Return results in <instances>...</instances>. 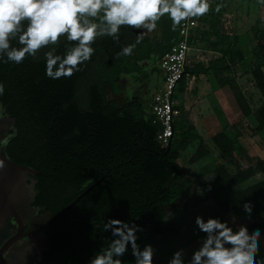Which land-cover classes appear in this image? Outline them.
<instances>
[{
	"label": "trees",
	"instance_id": "1",
	"mask_svg": "<svg viewBox=\"0 0 264 264\" xmlns=\"http://www.w3.org/2000/svg\"><path fill=\"white\" fill-rule=\"evenodd\" d=\"M215 2L222 5L225 0ZM160 26L156 42L163 40L164 44L159 45L157 60L175 42L177 30L172 29L170 17L162 19ZM132 31L129 26H121L118 41L106 35L97 37L91 45L93 56L79 65L80 70L71 77L52 79L46 75L48 51L55 49L54 54L63 57L77 46L66 36H61L58 44L40 49L35 58L26 55L19 64L7 61L6 54L0 53V84L4 85L0 107L14 120V135L5 152L13 162L37 172L32 176V205L45 214H54L97 181L45 228L49 239L36 264H89L114 238L111 230L103 231L109 219L142 229L137 232V244L146 238L180 231L181 222L165 218L164 212L166 208L176 209L177 199L188 190L176 159L186 141L197 135L177 105L172 137L168 145L160 147L155 141L158 124L140 105L131 101L117 107L105 99V87L115 93V77L136 70V62L152 52L154 44L143 38L131 55H118L123 47L136 43ZM251 35L253 62L248 73L261 102L251 108L234 78L219 76V86L228 87L241 117L235 133L219 130L211 136V149L225 159L226 165L208 167L202 182L203 199L214 204V209L202 218L219 219L237 231L239 227L228 215L249 203L251 216L244 226L250 235L257 229L264 233V158L252 160L237 141L247 131L264 133V35L255 30ZM10 46L22 47L18 39H12ZM221 57H227V62L215 68L220 72L241 61L243 54L239 47L230 45ZM90 71L103 73V78L86 82ZM206 71L200 64L185 68L191 75ZM85 83L86 94L81 101L78 94ZM183 89L182 77L174 90L176 100ZM211 154L209 146L200 140L187 163ZM257 174L263 179L246 184ZM194 228L203 242L206 233L196 223ZM119 258L122 264H135L130 244Z\"/></svg>",
	"mask_w": 264,
	"mask_h": 264
},
{
	"label": "clouds",
	"instance_id": "2",
	"mask_svg": "<svg viewBox=\"0 0 264 264\" xmlns=\"http://www.w3.org/2000/svg\"><path fill=\"white\" fill-rule=\"evenodd\" d=\"M221 7L217 5L215 11ZM209 10L208 0H0V53L6 54L7 61L19 64L26 55L35 58L40 49L56 45L61 36H66L77 46L63 57L54 54L55 49L48 51L46 75L52 79L71 77L93 56L91 45L97 37L106 35L118 41L121 26L152 32L165 15L171 18L175 30L182 21L204 16ZM12 39H18L22 47H11ZM142 39L141 34L136 43L123 47L118 55H131ZM3 93L4 85L0 84V95ZM244 210L250 218L249 203L244 204ZM195 223L206 238L188 264H264L256 258L259 229L250 235L245 226L233 231L219 219L205 221L200 216ZM109 230L114 238L89 264H122L119 257L128 251L129 244L135 264H153V247L146 244L141 249L137 244V232L142 229L136 224L109 219L103 231ZM184 254L183 249L176 251L168 264H184Z\"/></svg>",
	"mask_w": 264,
	"mask_h": 264
},
{
	"label": "rangeland",
	"instance_id": "3",
	"mask_svg": "<svg viewBox=\"0 0 264 264\" xmlns=\"http://www.w3.org/2000/svg\"><path fill=\"white\" fill-rule=\"evenodd\" d=\"M208 3L210 5L209 12L206 15L199 17L196 21V35L194 41L187 50L186 61H188L187 63L190 64V66L200 64L202 67H205L207 71L212 70V72L210 73L211 76L206 77L208 80H205L204 76H200L199 79L194 78L190 89L187 91L184 101L191 113V117L195 121L200 122L201 116L204 114H210L212 123L216 122L215 118L218 116L217 114L219 112L215 109L216 107L211 108L208 103L209 100L204 98V95L206 91L209 90L210 85H213L210 80H218L220 75L228 78H234L235 83L239 86L242 94L248 100L251 108H255L261 102L258 93L252 86L248 70L253 62L251 48L254 42L251 31H260L264 35V0H240L238 2V11L236 12L232 11V5L227 4L226 0L224 4H222L219 12H216L215 8L217 5L221 4H217L215 0H208ZM167 17L169 16L165 15L157 21V26L154 31L148 32L147 30L139 29V31L135 33L136 38L141 34L143 36H150V43L152 45L154 44L152 49L153 52L149 58V63L147 64L148 66L141 63L143 72L145 71L144 73H147L146 75H143L145 78L150 77L152 72L151 68L153 65H156L157 62L159 45L164 44L163 40H160L157 43L156 39L159 36L161 27L160 22L162 19ZM154 38L155 40L153 43L152 39ZM156 43L158 45H156ZM230 45L239 47L243 54V59L238 61L228 71L223 70L220 72L215 68L227 62V57L222 58L221 55ZM101 75L103 76V73L97 74L90 71L89 75L85 77V81L88 82L89 80H98L103 78ZM196 80L207 82V84H204L199 88L200 91L198 93L195 92L197 88L194 85ZM134 81V74L129 75L126 79L124 76L119 75L116 78V82L118 83H116V91L118 94L113 95L110 93L109 88H105V99L112 100L117 107H120L128 96V87L131 86L130 83ZM86 84L87 83L81 86L78 94L81 101L83 100L82 97L86 94ZM152 92L153 91H150L147 95L146 102L149 100ZM197 95L199 98L196 97ZM199 99L201 102L198 101ZM198 105L199 108L197 109L196 107ZM232 117L234 119H239L241 117L235 104L232 109ZM248 120L250 121V124H254L252 119ZM213 131L214 129H212L211 132L206 131L207 133L200 131L206 140L205 144L209 146L210 151L212 152V154L208 155L207 158L192 164L187 163V158L198 144V140H187L185 147L179 151V157L176 159V162L179 164L181 172L186 178L188 190L177 199V208H166L164 215L165 218L174 222H181L180 231L173 235L146 238L141 240L138 244L141 249H143L146 244L153 247V264H168L173 254L180 249H183L185 253L183 257L184 264H188V261L191 260L192 253L202 244V241L194 228L195 219L197 216H200L201 218L206 216L214 209V204L202 197L204 171L208 167L218 163L226 165L225 159H221L218 155H216L215 151L211 149L212 147L209 135ZM250 133L251 131L245 132L244 135L241 136L242 138L239 139L240 142L244 143V146L248 149V151L253 154L252 157L254 160L264 158V133L259 131L249 135ZM175 138L177 139V136ZM242 164L245 165V163ZM228 168L231 169L230 166H228ZM257 178L258 177H253L250 180H247L246 184L257 181ZM46 217L47 214L37 216L32 220L33 225L41 222ZM228 217L235 227L244 226L249 221L248 214L245 212L244 208L230 213ZM260 234V250L257 254L259 261L264 260V233Z\"/></svg>",
	"mask_w": 264,
	"mask_h": 264
},
{
	"label": "water",
	"instance_id": "4",
	"mask_svg": "<svg viewBox=\"0 0 264 264\" xmlns=\"http://www.w3.org/2000/svg\"><path fill=\"white\" fill-rule=\"evenodd\" d=\"M13 123V118L0 107V264H36L46 251L49 235L45 234V228L97 181L90 183L59 211L47 214L44 220L24 230L41 209L32 205L35 182L32 176L37 172L13 162L5 152L6 143L13 136L8 134Z\"/></svg>",
	"mask_w": 264,
	"mask_h": 264
},
{
	"label": "built area",
	"instance_id": "5",
	"mask_svg": "<svg viewBox=\"0 0 264 264\" xmlns=\"http://www.w3.org/2000/svg\"><path fill=\"white\" fill-rule=\"evenodd\" d=\"M195 27V18L182 21L177 26L175 42L157 60V66L162 72V81L150 96L148 111L153 122L158 124L155 141L160 147L168 145L173 134L172 124L178 116L177 100L173 94L177 83L185 75L186 54Z\"/></svg>",
	"mask_w": 264,
	"mask_h": 264
},
{
	"label": "crops",
	"instance_id": "6",
	"mask_svg": "<svg viewBox=\"0 0 264 264\" xmlns=\"http://www.w3.org/2000/svg\"><path fill=\"white\" fill-rule=\"evenodd\" d=\"M239 1L240 0H232V1L226 0V3L232 5V7H231L232 11L236 12V11H238L237 8L239 6V3H238ZM196 29L197 28L195 27L194 34L192 36L193 40H194L195 35H196ZM192 42L190 43V45L192 44ZM186 65H187L186 68H192V66H190V64L186 63ZM211 72H212V70H209V71L204 72V73H198V74H193V75L185 72V75L183 76L184 89H183V91L180 92L179 98L177 100V105L180 106L181 112L184 114L186 120L190 121L188 123L191 125V127L193 129L192 131L197 135V138L193 139V140H198V142L201 140L204 144H205L206 140L203 137V135L200 133V131L201 132H203V131L204 132H206V131L211 132L212 129H214V131L209 135L210 138L213 134H215L219 130H223V131L227 132L228 134L235 133L237 131V128H236L237 127V121L239 120L237 118L234 119L232 117V109L234 107L235 102L233 100V97H232L228 87L219 86L218 80H214V79L210 80L213 83V85H210V88H209V90L206 91L204 98L209 100L208 103L211 106V108L216 107L215 109L217 110V112H219L217 114L218 116H216V118H215L216 122L211 123V117H210L211 115L210 114H204L203 116H201L200 122L195 121L191 117V113L189 112V109L185 105V101H184L186 98V95H187V91L190 89L192 81L194 80V78L199 79L200 76H204L205 80H208L206 77L211 76V74H210ZM204 84H207V82H201V80H196V82L194 84L197 87L195 92L198 93L200 91L199 88ZM196 97L199 98L198 95ZM198 101L201 102L200 99ZM196 108L198 109L199 105ZM148 113H149V111H148ZM215 114H216V112H215ZM243 135H244V133H243ZM241 136L242 135L237 137V141L240 143V145L244 149L247 156H249L252 160H254V158L252 157L253 154H251L250 151H248V149L244 146V143L240 142L239 139L242 138ZM258 159H260V158H258ZM255 160H257V159H255ZM254 177H258L257 180L263 179V176L261 174H257Z\"/></svg>",
	"mask_w": 264,
	"mask_h": 264
},
{
	"label": "flooded vegetation",
	"instance_id": "7",
	"mask_svg": "<svg viewBox=\"0 0 264 264\" xmlns=\"http://www.w3.org/2000/svg\"><path fill=\"white\" fill-rule=\"evenodd\" d=\"M137 31H139V29H133V31H132L133 34L135 35V38H136V34L135 33ZM143 38H148L149 42H150V36L146 35V36H143ZM152 40H153V43H154L155 38L152 39ZM152 52L149 53L147 58L139 60V61L136 62L135 65L138 67L136 70L127 71V72H124V73L120 74V75L124 76L125 79L128 78L129 75L134 74V80H135L134 82L130 83L131 86L128 85L129 86L128 87V89H129L128 92L129 93H128L127 98L123 102V104L126 103V102L134 101L136 104L140 105L144 109V111H146V112H148V104H149V100H150V98H149V100L146 102L147 95L150 93V91H153L155 87L160 85L161 81H162V72L159 69V67L157 66V62H156V65H153V67L151 68L152 72H151L150 77H146L145 78V76H143V75H146L147 73H144L145 71L143 72V69L141 67V63L147 65L149 63V58H150ZM117 77H115V79H114L115 83H117L116 82V78ZM122 79H124V78H122ZM105 88H108V87H105ZM104 92H105V89H104ZM110 93L113 94V95L118 94V92L112 93L111 91H110ZM145 103H146V106H145ZM8 134L14 135V123H13V129H10L8 131ZM5 148H6V146H5ZM43 214H45V213H43L40 210L38 212V214L29 221V223L25 226L24 230H27V229L31 228L32 226H34L33 223H32L33 222L32 220L34 218H36L37 216H40V215H43Z\"/></svg>",
	"mask_w": 264,
	"mask_h": 264
}]
</instances>
